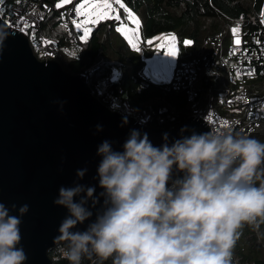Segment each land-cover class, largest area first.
<instances>
[{
    "label": "clouds",
    "instance_id": "obj_1",
    "mask_svg": "<svg viewBox=\"0 0 264 264\" xmlns=\"http://www.w3.org/2000/svg\"><path fill=\"white\" fill-rule=\"evenodd\" d=\"M7 37L0 27V46ZM97 155L104 205L95 221L73 231L91 218L88 201L99 202L94 187H61L53 201L69 213L55 238L69 264H233L241 229L264 223V142L253 137L211 130L155 147L132 131L122 152L104 141ZM174 168L183 175L173 179ZM28 212L0 201V264H26Z\"/></svg>",
    "mask_w": 264,
    "mask_h": 264
},
{
    "label": "water",
    "instance_id": "obj_2",
    "mask_svg": "<svg viewBox=\"0 0 264 264\" xmlns=\"http://www.w3.org/2000/svg\"><path fill=\"white\" fill-rule=\"evenodd\" d=\"M263 8L264 0H254L257 17ZM0 27L8 33L0 46V201L9 208L29 205L20 225L26 264H52L47 252L58 244L59 227L69 215L53 203L59 189L95 188L99 202L93 207L89 200L86 205L91 218L73 231L86 230L103 209L97 172L102 157L97 151L104 141L122 152L132 131L147 134L153 146L161 147L165 136L171 145L209 129L194 117L170 131L140 125L94 97L87 77L64 72L54 60H38L27 36L11 31L1 18ZM59 101H66L62 112ZM78 170H84L83 178L77 176ZM172 175L183 174L174 168ZM74 199L78 202L80 197Z\"/></svg>",
    "mask_w": 264,
    "mask_h": 264
},
{
    "label": "trees",
    "instance_id": "obj_3",
    "mask_svg": "<svg viewBox=\"0 0 264 264\" xmlns=\"http://www.w3.org/2000/svg\"><path fill=\"white\" fill-rule=\"evenodd\" d=\"M26 5L33 2L44 11L41 32L44 37L58 41L54 61L71 75L87 77L92 94L112 111L121 115L128 108L147 116V127L170 131L185 122L193 113L191 102L182 90H175L173 83L142 82L144 59L151 57V50L142 45V52L133 49L116 30L114 20L99 22L86 42L79 47L71 45L60 24V11L72 4L57 7L61 0H8ZM81 0H76L78 3ZM138 19L142 41L161 34H171L177 41L178 61L197 56L205 51V41L223 32L219 56L229 44L227 27L240 15L252 20V27L259 29V18L253 11L254 0H121ZM77 49V50H76ZM212 51L217 50L215 47ZM210 51V52H212ZM38 59V58H37ZM39 60V59H38ZM216 64L214 57V66ZM225 69L217 78L200 77L196 84L198 96L214 95L225 83ZM115 101L113 107L109 101ZM264 142V120L249 135ZM178 176H174L173 179ZM259 181H257V184ZM171 186V182L170 185ZM58 243L48 250L52 264H69ZM83 264H92L85 259ZM106 264H111L107 261ZM233 264H264V223L258 228L244 226L234 249Z\"/></svg>",
    "mask_w": 264,
    "mask_h": 264
},
{
    "label": "built area",
    "instance_id": "obj_4",
    "mask_svg": "<svg viewBox=\"0 0 264 264\" xmlns=\"http://www.w3.org/2000/svg\"><path fill=\"white\" fill-rule=\"evenodd\" d=\"M71 4L60 11L59 20L69 43L79 47L81 43L73 29V21L79 22L74 10L76 0H71ZM43 17L44 11L37 9L33 2L21 5L0 0V18L5 24L13 25L9 27L11 31L27 36L33 54L40 61L54 59L58 51V41L44 37L41 32ZM21 24L27 27L20 30L18 26ZM252 24L251 19L240 15L227 27L229 44L222 56H219L218 49L222 48L223 32H219L216 37L205 41V51L178 61L174 68L173 88L185 92L193 109L190 117L202 120L209 131L231 129L234 134L249 136L264 120V11L258 20L260 28L257 30ZM212 47L217 50L212 51ZM220 69L226 70V81L220 90L214 95L198 96L195 86L200 77L217 78ZM141 76L142 82L146 83L148 79ZM105 101H109L111 107L116 105L112 99ZM126 110L137 123L146 125V115Z\"/></svg>",
    "mask_w": 264,
    "mask_h": 264
},
{
    "label": "rangeland",
    "instance_id": "obj_5",
    "mask_svg": "<svg viewBox=\"0 0 264 264\" xmlns=\"http://www.w3.org/2000/svg\"><path fill=\"white\" fill-rule=\"evenodd\" d=\"M112 7L114 9L112 15H119L120 20L116 19H103L101 18L97 23H90L89 20H85L83 14L78 15L76 7L83 3V0L75 4L74 10L79 17V22L73 25V29L78 34L80 43H84L90 36L93 28L101 21L114 20L119 25L116 26L118 31L128 42V44L135 50L142 52V45L145 48L151 50V57L144 59V67L141 71V75L148 79L151 83H171L173 79L174 68L178 62L179 49L175 37L171 34H161L152 39L142 41L140 37V25L136 16L125 6L120 7L119 4L115 3V0H111ZM61 3V2H60ZM66 4V3H64ZM63 4V5H64ZM125 8L127 11H125ZM87 11V9H85ZM131 13V16H129ZM167 48L168 51H172L174 55L172 57L167 56L163 50ZM77 50V49H76ZM124 116H130L128 111L124 109Z\"/></svg>",
    "mask_w": 264,
    "mask_h": 264
},
{
    "label": "snow or ice",
    "instance_id": "obj_6",
    "mask_svg": "<svg viewBox=\"0 0 264 264\" xmlns=\"http://www.w3.org/2000/svg\"><path fill=\"white\" fill-rule=\"evenodd\" d=\"M64 3H71V0H61V3L57 4V7H62ZM115 3L119 4L120 7H124L123 3L121 0H115ZM87 9V11H85ZM114 9L112 7V2L111 0H83V3H80L76 7V12L78 15L83 14V17L85 20H89L90 23H97L101 18L103 19H116L120 20L119 15L113 16ZM125 11L127 9L125 8ZM129 16H131V13H129ZM73 23H77L76 21H73ZM8 27H13V25L6 24ZM20 30H23V28L27 27L26 24H21L18 26ZM121 29H117V31H120ZM234 32L236 31L235 29L233 30ZM86 42V41H85ZM237 44L240 43L239 40L236 41ZM164 53L167 54V56L172 57L174 53L172 51H168L167 48L163 50ZM227 125V122H225V126Z\"/></svg>",
    "mask_w": 264,
    "mask_h": 264
},
{
    "label": "crops",
    "instance_id": "obj_7",
    "mask_svg": "<svg viewBox=\"0 0 264 264\" xmlns=\"http://www.w3.org/2000/svg\"><path fill=\"white\" fill-rule=\"evenodd\" d=\"M254 3V2H253ZM252 8H253V6H252ZM263 11H264V8H263ZM263 11H262V14H263Z\"/></svg>",
    "mask_w": 264,
    "mask_h": 264
}]
</instances>
